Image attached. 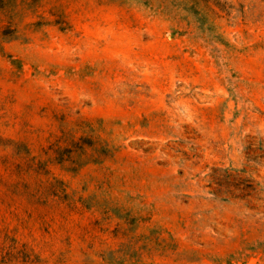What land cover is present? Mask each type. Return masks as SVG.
Segmentation results:
<instances>
[{
  "label": "rangeland",
  "instance_id": "rangeland-1",
  "mask_svg": "<svg viewBox=\"0 0 264 264\" xmlns=\"http://www.w3.org/2000/svg\"><path fill=\"white\" fill-rule=\"evenodd\" d=\"M0 264H264V0H0Z\"/></svg>",
  "mask_w": 264,
  "mask_h": 264
}]
</instances>
